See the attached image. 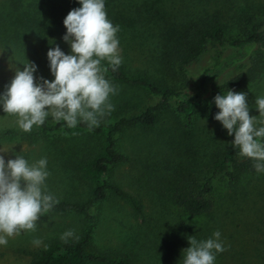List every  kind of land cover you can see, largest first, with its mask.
<instances>
[{"label": "rangeland", "instance_id": "374dc122", "mask_svg": "<svg viewBox=\"0 0 264 264\" xmlns=\"http://www.w3.org/2000/svg\"><path fill=\"white\" fill-rule=\"evenodd\" d=\"M207 13L220 15L228 38L241 37L248 15L264 20V0H0V89L5 80L28 113L55 120L84 101L92 120H114L154 102L144 90L107 78L97 55L119 59L130 72L145 69L163 84L203 99L189 126L171 105L154 125L116 135L125 159L113 168L112 180L136 197L143 212L109 194L94 208V244L128 264H264V167L234 181L214 179L209 213L190 216L172 200L179 179L201 184L217 156L244 147L259 153V141L248 142L264 143V73L236 91L211 93L213 83L249 58L261 54L264 60L263 43L210 45L189 66L187 81L165 62L169 41ZM30 128L0 100V130ZM94 146L85 138L0 140V198L29 207L46 196L85 197L89 183L76 176L71 160ZM79 230L75 214L28 228L0 225V264H28L49 239Z\"/></svg>", "mask_w": 264, "mask_h": 264}, {"label": "trees", "instance_id": "16d2710c", "mask_svg": "<svg viewBox=\"0 0 264 264\" xmlns=\"http://www.w3.org/2000/svg\"><path fill=\"white\" fill-rule=\"evenodd\" d=\"M246 26L241 37L228 38L226 27L217 13H207L190 20L174 36L165 53V62L170 70L176 71L188 80L189 66L196 62L206 49L213 44L221 48H243L248 44H264V20L255 22L253 16L246 17ZM98 56L100 71L110 80L123 83L130 88L144 90L154 102L145 108L129 114L117 115L114 120L104 117L92 120L88 102L78 101L69 111L55 120L47 115H36L20 109L4 87L0 89V100L5 101L12 110L29 122L27 131L16 129L0 130V140L9 138L26 139L30 142L85 138L95 143L93 150L81 153L71 160L76 176L89 183L87 195L81 199L42 197L29 207L6 198H0V225L12 229L28 228L52 216L75 214L80 217V230L65 237H53L40 247L28 264H128L125 258L109 255L97 249L94 244V230L97 215L94 208L109 194L128 202L138 214L143 209L136 197L122 189L112 180L113 168L124 161L125 156L117 148L116 135L137 126L150 127L155 124L160 113L171 105L176 112L186 117V126L203 105L202 97L190 96L183 87H171L157 80L145 69L128 71L117 58L105 59ZM264 73V60L261 54L249 58L239 71L231 74L221 83L211 85V93L218 95L233 92L255 81ZM212 117V107L204 108ZM259 153H251L246 147L217 156L211 174L201 184L184 177L179 179L172 192L173 202L190 216L209 213L214 207L212 192L214 179L225 177L234 181L237 176L254 173L264 167V143Z\"/></svg>", "mask_w": 264, "mask_h": 264}]
</instances>
